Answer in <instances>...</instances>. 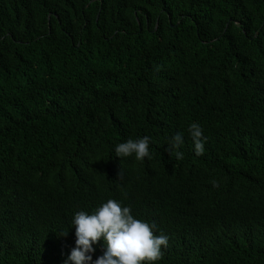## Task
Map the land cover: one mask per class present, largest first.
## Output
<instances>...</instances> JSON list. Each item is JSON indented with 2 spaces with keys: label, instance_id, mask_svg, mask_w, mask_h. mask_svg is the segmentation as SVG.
<instances>
[{
  "label": "trees",
  "instance_id": "trees-1",
  "mask_svg": "<svg viewBox=\"0 0 264 264\" xmlns=\"http://www.w3.org/2000/svg\"><path fill=\"white\" fill-rule=\"evenodd\" d=\"M109 199L156 264H264V0H0V264H65Z\"/></svg>",
  "mask_w": 264,
  "mask_h": 264
},
{
  "label": "clouds",
  "instance_id": "clouds-1",
  "mask_svg": "<svg viewBox=\"0 0 264 264\" xmlns=\"http://www.w3.org/2000/svg\"><path fill=\"white\" fill-rule=\"evenodd\" d=\"M188 132L193 141L195 155L204 154L206 137L198 123H192ZM184 143L182 133H176L168 145L167 151L179 149ZM150 138L145 136L138 140L129 139L116 146V157L135 155L137 161L151 159L149 149ZM177 160L183 159V153L175 152ZM122 173H120L121 177ZM213 186L218 187L213 181ZM75 227L76 242L65 264H156L163 258V249L168 247V237L154 234L156 225L134 218L131 208L123 206L119 201L109 199L97 208L93 214L79 211L72 221ZM66 236L67 233H61ZM104 241L106 250L94 262L93 245Z\"/></svg>",
  "mask_w": 264,
  "mask_h": 264
}]
</instances>
